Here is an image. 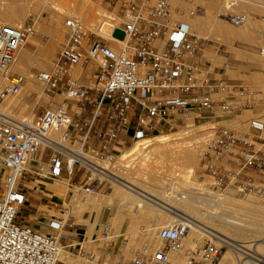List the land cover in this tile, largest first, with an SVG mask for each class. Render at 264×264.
<instances>
[{
  "label": "built area",
  "instance_id": "1",
  "mask_svg": "<svg viewBox=\"0 0 264 264\" xmlns=\"http://www.w3.org/2000/svg\"><path fill=\"white\" fill-rule=\"evenodd\" d=\"M122 7L120 29L126 43L119 49L87 29L80 18L66 19L68 37L52 67L34 72L42 92L59 96L62 102L32 118L4 111L1 103L23 91L25 77L9 69L34 34L37 17L30 14L22 26L0 21V72L7 77L0 89V264H65L63 249L83 256L84 240L74 245L61 239L71 215L65 202L49 201L50 208L63 211L47 216L53 232L38 230L20 218L27 208L25 188L30 181L65 182L73 192L111 189L122 183L118 173L132 159L125 152L129 144L152 130L187 117L236 116L256 106L258 95L249 85L210 80L201 53L208 38L195 34L186 19L173 18L172 0H129ZM223 16L235 26L248 20L244 13ZM115 30L111 37L119 39ZM90 63L97 69L93 84L85 85L75 70ZM263 132L264 119L259 117L250 120L245 134L218 126L203 156L216 191L233 186L239 192L264 195V147L256 142L264 140ZM225 156L235 165L230 170L218 164ZM189 223L181 218L162 226L157 232L160 247L142 246L126 260L121 253L116 264H174L172 254L184 255L183 264H218L228 247L236 256L251 252L242 242L233 244L212 231L203 232V241L185 250ZM109 232L110 223L104 222L101 238ZM102 240L92 242L100 247ZM248 256L255 264H264L263 256ZM85 257L93 263L98 260L94 252Z\"/></svg>",
  "mask_w": 264,
  "mask_h": 264
},
{
  "label": "bare ground",
  "instance_id": "2",
  "mask_svg": "<svg viewBox=\"0 0 264 264\" xmlns=\"http://www.w3.org/2000/svg\"><path fill=\"white\" fill-rule=\"evenodd\" d=\"M17 1L18 0L0 1V18L3 19L5 23H9L10 25L15 24L17 21L20 20L23 11L28 8H31L32 10L39 9V6H37V4L39 3V0H24L25 2L22 4L21 3L18 4ZM208 2H209L208 4L209 6L208 7L206 6V7L209 9V12H208V9H207V12L209 16L211 15L212 16L211 18L214 19L209 24H211L214 30L216 29L220 31L219 32L220 34L222 32V33H226L227 35H236L237 32H240V34L242 33L241 35H244V36L246 35V28H247L246 23L247 22L244 23L246 27L243 26L244 24L236 27L228 23V21L224 22V20L222 23H220L219 18L221 17L219 16L221 14L212 13V10L216 8V5L218 4L219 0H210ZM222 2H223L222 4L224 8L223 6L221 7L218 6L220 11H222L221 12L222 15L226 14L227 13L226 11L230 8H233L234 10L235 9L241 10L240 12L243 13V12H247V10L250 8L256 9L257 12H259L261 11L260 7L264 6V5H261V3L259 4V2L257 1L255 2L257 6L254 8L253 6L254 1L252 2V0H223ZM174 3L175 5L176 3L177 5L181 4V5H178L176 8H174V16H176V18L178 19L179 18L184 19L183 14L187 12H185L186 10L184 11V7H179V6H182V3L179 0H175ZM184 3L185 2H183V5L187 4V3L185 4ZM203 3H206L205 0ZM175 5H173V7ZM186 7H188V5H186ZM190 8L192 9V7ZM92 15L93 14H91V8H90L89 10H86V13L84 14V18L88 20ZM185 15H186L185 17H187V14ZM248 15L249 14H247V16ZM51 17L57 20L58 25L61 24V21H62L61 16L51 14ZM99 17L97 15L96 17L97 20ZM44 18H42V21L44 20ZM96 18L94 17L93 19H96ZM250 18H252V16H248L249 20ZM101 19H102L101 21L96 22L97 23L96 29L98 33H100L104 37H107L115 45L121 44V47H122V44L126 43V39L124 40L123 39H113L111 37V34L115 28L120 29L119 28L120 26L116 22L118 21L116 17L115 18L104 17ZM200 19H197V20L200 21ZM192 20L195 21L194 18ZM198 24H201V23L199 22ZM207 24H208V21H207ZM13 26H16V25H13ZM201 26L197 25L196 27L199 28ZM202 28L203 27H201L200 29ZM59 30L62 31V29L60 28ZM50 52H51L50 49L47 50L46 52H43V53H46V56L43 57L44 59H41L36 56L35 57L32 56L27 51V49L25 50V48H23L22 50L19 51L17 60L10 67L9 69L10 73L12 71V73L19 72L21 74L28 75L29 77L28 86H26L27 87L26 90L24 89V92H26L27 94H30L33 91H38L40 95L42 94V90H41L42 88L40 89L41 85L37 84L36 83L37 80L33 79L34 73H33L32 67L37 66V67L47 69L50 63V58H49ZM263 56L264 54L260 52V55L257 54L256 57L264 61ZM5 81H7V77L0 72V84L4 83ZM38 101L42 102L43 104H47L48 99H46L45 97V100H42L40 99V96H38ZM1 107L4 111H11V112L16 113L17 115H24L26 111H28V113L30 114H33L32 112L33 107L29 109L28 107H23V98L21 97V94L7 98L1 103ZM244 119L245 117H240L236 121L237 123H234L235 121L233 122V120H232V123L239 124L240 122L239 126H241L244 123L243 121ZM164 136L166 135L153 134L149 136V138L147 137L148 139L145 137L144 139L138 140L133 143L132 150L135 155L138 154L139 159L141 158L139 160L140 166L138 167H140L142 171L144 169L142 168V166L144 165L147 166L148 165L147 163L150 161V160L148 161V159L150 158L148 159L146 158H147V154L150 153V151L152 150V148L150 149V151L146 149L152 145L162 146V147L165 146L166 143H168V140ZM198 151H199L198 146L195 143H193V144L184 145L181 151L179 152V154L181 158L184 160L183 163L195 164L200 159ZM133 153L130 156L133 157L134 156ZM179 154L177 153L175 156H179ZM150 155L152 156V154ZM156 158L159 159L160 157H158L157 155ZM161 160L162 159L160 158L159 161L161 162ZM126 165L127 163L124 164L125 166L123 168L124 170L118 173L120 175V178L122 179V183L114 184L115 186L107 195L105 196H96V195L89 196L88 195L86 198V201H84L85 197L83 200V198L77 194L72 197L69 204L66 203L67 206L70 209H73L75 213H82L85 209V206L89 207L91 210V215H90V219L88 223H90V226L93 227L96 222L97 223L99 222V218H100L101 212L104 209V207L113 206V204L116 203V212L109 220L110 228L111 229L115 228L116 230L121 229L123 227V224L126 222V217L128 216L130 226L127 228V231H124V234L122 235H127L135 239L137 238L136 236L139 234H141V236H143V234L144 235L146 234L147 236L148 235L151 236L150 234L157 236L158 234L157 230L163 225H166V224L168 225V222L170 221L172 217L176 219L188 218L191 223H189V228L184 238V241L186 239V242H185L186 244L190 245V243H193V241H199L200 240V239L198 240L199 233L202 234L203 232L212 231L218 237L224 238L226 240H230L233 244H236L237 242H242L245 248H247L248 250H251V252L244 251L245 253L243 254L240 252H237V254H242V256L246 255L245 259L243 258L240 259L241 258L240 255L236 256L232 248L228 247L223 253V255L221 256L220 260L218 261V264H255L254 261H251V258L248 256V254L260 255L264 257V249L262 248L264 246V215L256 214V216L254 217L253 216L246 217L244 215L245 212H248L249 210H254L252 207H254L256 211H258L257 209L260 208L258 213L264 214V200L257 193H249V194H246L243 198L239 199L236 197L235 190L233 189H228L226 192L220 195H217V194L212 193L208 189L209 186L205 187L204 189L202 186L200 188L202 190H205L207 202L211 201V204L207 203L205 200L204 201L205 203L203 204L206 205V209L203 208V212H199V209L196 211L195 204L201 203V200L197 199L195 196L192 195L193 194L192 189H191L192 184L190 185V183L187 182V180L177 181L178 185L184 187V189H182L183 190L182 192L180 191L181 189L177 188L175 181H172L169 179V182L165 183L164 181L160 180L162 179L161 176L159 178H150L148 181H145L144 179H142L141 183H139L138 185L137 184L138 178L136 175V171L138 169H136L135 166L132 167L133 166L132 165L130 166L131 171L128 172L129 170L125 171ZM147 169H149L148 166H147ZM50 181H55V180H52V179L45 180L44 179L41 182H50ZM55 182H61V181H55ZM61 190H62V185L61 186L56 185L54 187H51L50 185L46 186V192L49 195H53V196L62 195L64 197L66 195V192L64 193V191H61ZM214 198H217V199L213 200ZM225 202L226 204H223ZM228 204H230L231 206H229ZM234 206H238V209L236 208L237 210H232L234 209ZM143 232H146V233H143ZM120 233H121V230H120ZM64 251L65 249H63L62 253ZM232 254H234L235 256H232ZM65 255L67 256V254ZM182 257H183L182 254H173L172 261L174 262V264H183Z\"/></svg>",
  "mask_w": 264,
  "mask_h": 264
},
{
  "label": "rangeland",
  "instance_id": "3",
  "mask_svg": "<svg viewBox=\"0 0 264 264\" xmlns=\"http://www.w3.org/2000/svg\"><path fill=\"white\" fill-rule=\"evenodd\" d=\"M0 1H2V0H0ZM128 1L129 0H39V3L37 4V6H39V9L32 10L31 8H28V9L24 10L22 13V16H21L22 19L20 18V20L17 21L13 25L22 26L27 21L28 16L30 14L37 17L38 20L35 24V32L32 36H29L27 38L23 48H25L27 46V44L30 42L31 39L35 38L36 34L42 36V39L40 40L41 43L37 41L36 44H37V46H39L42 43L45 45H50L51 46L50 47V50H51L50 56L51 57H50V63L48 65L47 69H44L41 67H38V69L39 70H48L53 65V60L56 58V54H57L58 49L60 48L61 43L65 42L67 40L68 28L65 24L66 19L78 17L82 20V22L84 23V25L86 26L87 29L95 31V33L97 35L101 36V38L103 37V38L108 39L107 37H104L103 35L98 33V31L96 29L97 28L96 22L101 21L102 20L101 18H104V17H109V18H115L116 17V19L118 20L116 22L121 27L122 26L121 12H122V8H123L122 6L125 2H128ZM182 1L187 3L186 5H188L189 8L186 7V5H183ZM182 1H181L182 6H179V7H184V11L186 10L185 12H187V13H185V12L184 13L187 14V17H188V18L185 17L186 15L184 14V19L186 18L187 21H190L191 26H192V19L195 16H198V14L202 15L205 13V8H204L205 4L201 0H185V1L182 0ZM222 1L223 0H219L218 4L216 5V8H214V10H212V13L213 14H221L220 16L219 15L218 16L227 21V19L222 15V13H221L222 11H220V9H219V7L223 6ZM262 1H264V0L259 1V3H261V5H263ZM24 2H25L24 0H18L17 1L18 4H20V3L22 4ZM172 2H173L172 6L175 5V3H174L175 0H172ZM56 5H57V7H56ZM178 5H181V4H178ZM178 5L176 3V5L173 7V9L176 8ZM190 7H192V9ZM90 8H91V14H93L91 16L92 18L90 17L88 20H86L84 18V14L86 13V10H89ZM223 8H224V6H223ZM261 8H264V7L263 6L260 7V10L262 11ZM191 11H195V13L193 15H191V18H190L189 13ZM240 11L241 10H238V9L234 10L233 8H230L226 12L232 13V14L242 13ZM250 11H252L251 8L248 9L247 12H243V13L249 14ZM261 11L256 12V13H252V16H254V17L257 15L260 16V22L262 25V26H258L256 33H262V29L264 28V22L261 20L262 17L264 16V12H261ZM51 14H55L57 16L62 17L61 24H59V28L62 29V31L60 30L62 35L57 40L54 39V36L51 33L44 31V30L39 28L40 23L42 21V18L45 17L44 19L46 21H49L51 19ZM97 15H98V17L100 16L98 18V20L96 18ZM94 17L96 19H93ZM173 18L175 20H180V18L179 19L176 18V16H174V14H173ZM0 21L5 23V21H3V19H1V18H0ZM246 22L248 23L249 20ZM247 23H246V26H247ZM7 24H9V23H7ZM233 26H235V25H233ZM243 26L246 27L245 24ZM57 28H58V26H57ZM192 29H193L194 33L197 34L198 36L207 37L208 39L215 40L218 44L222 43L220 38L214 37L213 34H210L207 32L206 33H200L193 26H192ZM110 45L114 46L115 48H119L121 46V44L115 45L112 41H110ZM260 46L262 47V49L264 48V44H260ZM43 52L40 53V49H39L36 51H32V53L34 55H32V54L31 55L34 57L36 56L38 58L44 59L43 57L46 56V53H43ZM260 52H261V49L257 52V54L260 55ZM96 69H97V67H96L95 63H90L89 65H87L85 67H77L75 70V74H76L75 76L83 84L92 85L94 82V75H95ZM35 71L36 70L33 69V73ZM11 73H12V71H11ZM14 73H18V74L25 77V80H26L25 85H24L23 91L21 92V97L23 98V107H28V109L33 107L32 108L33 114L28 113V111H26L24 113V115H17L16 113L11 112V111H8L9 113H12L15 116L20 117V118H24V117H28V118L31 117L32 118V117H35L38 114H40L45 108H49L51 106H57L58 104H60L62 102L61 97L49 96V95L43 94V92L41 95L38 91H33L30 94H27L26 92H24V89L26 90V88H27L26 86H28V82H29L28 75L27 74H21L19 72H14ZM33 79H35V77ZM4 83H7V81H5ZM4 83L0 84V89L2 88V85ZM36 83L41 85L38 81H36ZM40 89H41V86H40ZM38 96H40V99H42V100H45V97H46V99H48L47 104H43L42 102L38 101ZM259 98H264V96H261V95L257 96L256 105H258V103L260 102V101H258ZM247 111H249L251 114H250V116L246 117L243 120L244 123L241 126H239L240 122H239V124H234V123H237L236 121L246 111H243L241 114L236 115V116H216L215 118L202 117L200 119H195V120H193L192 117L182 118L181 121L178 123H174L173 125L169 124V125L163 126L161 128H157L155 130H152L150 132V134L147 136L148 138H149V136H151L153 134H162V135H166L164 137H166V139L168 140V143H166V145L163 147L152 145L146 149V150L150 151V149L152 148L150 153H148L149 156H148V154H147V158L145 156L146 159L150 158V159H148V161L149 160L151 161V163H150V161L147 163L148 164L147 166L149 167V169H147V166H145V165L142 166V168H144L143 171L146 173H144L142 171V169L140 167H138V166H140L139 160L141 158L139 159L138 154L135 155L133 153V150H132L133 144H131L132 146H130V144H129V148L127 149L128 151L126 150L125 152H128L127 153L128 157H132V156H130L132 153L134 154V156L132 157L131 161H129L130 162L129 165L128 164H127L128 166L126 165L125 171L129 170L128 172H130L131 171L130 166H132V165H133L132 167L135 166V168L138 169L136 171V175L138 178L137 179L138 185H139V183H141L142 179H144L145 181H148L150 178H159L161 176L162 179H160V180L164 181L165 183H168L169 179L172 181H175L177 188L181 189L180 190L181 192L183 191L182 189H184V187L178 185L177 181H180V180L186 181L187 180V182H189L190 185L192 184L191 185V187H192L191 189L193 192L192 195L195 196L197 199L201 200V203L195 204L196 205V211L199 209V212H203V208L206 209V205H204L203 203H205L204 202L205 200L207 202L205 190H202L200 188L202 186H203V189L205 187L209 186L208 189L212 193L217 194V195H220V194L226 192L228 189H233V190H235L236 197L239 199L243 198L246 194L257 193L264 200L263 194L261 195L260 193H258L256 191L239 192L233 186H228L225 190L216 191V188H214V185H213L214 178L205 169V166L203 163V156L207 150V146H206L207 140L211 136L213 137L215 135V132H216V129L218 128V126H221V125L228 126L230 128L237 129L241 134H245V133H249V122L252 118L259 117V118L264 119V110H262V111L260 110V111H258V113L255 111L251 112V110H247ZM234 117H236V118L239 117V118L238 119L235 118L233 120V122L235 121L234 123H232V121H231V123L233 125L231 123L226 122L227 120L233 119ZM193 143H195L198 146V150H199L198 154L200 156V159L195 164L183 163L184 160L181 158L179 152L181 151V149L184 145L193 144ZM177 153L179 154V156H175ZM150 154H152V156ZM157 155H158V157H160L162 159L161 162L159 161L160 158L159 159L156 158ZM151 158H152V160H151ZM184 164H185V166H184ZM218 164H219V166H221V168L227 169V170H230L232 167L235 166L234 164H232L231 158L229 156H225L223 161L221 163H218ZM36 181L37 182H34V185L30 184V188L29 187L25 188L27 190V200L26 201H27V203H31L35 206H39L40 209L47 211L48 214H50V215H52V214L53 215H55V214L59 215V214H62L63 211H62V208H60V210L57 211V210H54V209L49 208L47 206L39 205V203L41 202V200L43 198L46 199V197H44V195L41 193V190H42L41 187H43V186L50 185L51 187H54L56 185H60V186L62 185L61 191H64V193L66 192V195L64 197V202H66L68 204L74 195L78 194L82 198H84V197L87 198L88 195L89 196H95V195L96 196H105L115 186V185H113L111 189L104 188L103 190H101L98 193H85V192H73V190L68 188V186L65 182H55V181L41 182L42 180H40V181L36 180ZM197 185H198V187H197ZM50 198H47L46 201L47 200L48 201L53 200V201H57V202L63 204V201L61 200V197H59V196L53 197V199H50ZM215 199H217V198H214L213 200H215ZM207 203L211 204V201H208ZM223 204H226V202ZM228 205L231 206L230 204H228ZM31 208H32V210L30 212H28V215H30V220H33L35 222V228L38 230L46 231V232H53V230L48 229L47 223H43L42 224L43 227L39 226L40 223L38 220L39 219L38 215L35 213V210L33 209V207H31ZM110 208H112V209H110ZM236 208L238 209V206H234V209H232V210H237ZM252 208L254 210H249L248 212L244 213V215L246 217H248V216L254 217V216H256V214L264 215V214L258 213L260 208L257 209L258 211H256V209L254 207H252ZM115 209H116L115 206L104 208V210L102 212V217H101V224L98 226V234L96 236H87L84 233H78L79 231H82V232L85 231L87 229V225L83 219L79 220V218L76 215H74V213L71 211L70 220L68 221V224L66 225V228L64 229V232L61 233V239L64 243H74V241H76V240H80V239L83 240L84 239V245H83L84 249L82 251L83 256H73L69 253L68 250L67 251L65 250L61 255V260L64 261L66 259L64 261L65 263L67 262L66 264H75L76 262H79L80 264H93V262H91L89 259H87V257H85V258H82V257L89 254V252H94L96 254V259L99 260V261L97 260V262L95 261L96 264H116L117 261L120 259L121 253L125 254V255H123L124 259L125 258L129 259L132 257L134 252L138 248H141L142 246L148 245L151 248H157V247L161 246V241L158 237V234H157V236L152 235V234H150L151 236H149V235L147 236L146 234H145L146 236L144 234H143V236H141V234H139L136 236L137 237L136 239L132 238L130 236H127V235H122V234H124V231H127V228L130 226L128 216L126 217V222L123 224V227L121 229L116 230L115 228H113V229L110 228V232H109L110 235L107 238H103V237L101 238V235H103L102 234V224L104 222L110 223V221H109L110 217L113 215ZM25 210H27V209L22 210L19 215H21V216L24 215L23 212H25ZM87 215H88V213L85 212L83 214V217H86ZM20 218L23 219V217H20ZM174 220H176V218L172 217L170 219V221L168 222V224ZM163 226H165V225H163ZM120 230H121V233H120ZM143 233H146V232H143ZM202 236L203 235L201 233H199L198 234V240L199 239L200 240L199 241H193V243H190V245L185 243L186 242V239H185V241H184L185 250L192 247L195 244V242H196V244H199L201 240L203 241ZM141 237H143V238H141ZM96 238L103 239L102 241L99 242L100 247L96 246L95 243L92 242V240H94ZM262 248L264 249V246ZM73 251H76V250L74 249ZM74 253L77 254V252H74ZM65 254H67V256ZM237 255L238 256L240 255V257H241L240 259L243 258L242 254H237ZM172 256H173V254H172ZM232 256H235V255L232 254ZM234 260H235V258H234ZM183 261H184V255L182 257V262Z\"/></svg>",
  "mask_w": 264,
  "mask_h": 264
},
{
  "label": "crops",
  "instance_id": "4",
  "mask_svg": "<svg viewBox=\"0 0 264 264\" xmlns=\"http://www.w3.org/2000/svg\"><path fill=\"white\" fill-rule=\"evenodd\" d=\"M179 1L181 2L182 0H179ZM208 1H210V0H205L206 3H204L205 4V7H204L205 13L202 15L198 14L199 17L198 16L194 17L195 21L192 20V26L198 32H200V33H202V32L203 33H206V32L209 33L210 32V34H213L214 37H216V36L219 37L220 40L222 41V43L218 44L215 40L208 39V40L204 41L202 44L201 53L205 58V61H206L205 67H206V71L208 72V76H209L210 80L225 79V80L232 82V83L247 84L251 87V89H253V90L255 89L254 91L258 96H260V95L264 96V61L260 60L258 57H256L257 52L260 49H262L260 44H264V28L262 29V33H256L258 26H262L261 22H260V16H258V15L255 17L252 16V13H256L257 10L252 9V11H250L251 13L249 12V16H252V18H250V20L248 19L250 22L248 23L247 28H246V35H245L246 37L244 35H241L242 33L240 34V32H237L238 35L237 34L236 35H227L226 33H222V32L220 34L219 33L220 31H218L216 29L214 30V28H212L211 24H209L214 19L211 18L212 16L211 15L209 16V14H208V12H209V9L207 8L209 6ZM257 1L259 2L261 0H252V2L254 3V5H253L254 8L257 6L255 4V2H257ZM202 2H204V0ZM262 4L264 5V1H262ZM207 9H208V12H207ZM261 9H262L261 12H264V8H261ZM196 18L197 19L201 18L202 21H201V19L199 21ZM207 18H208V20H207ZM219 19H220L219 20L220 23H222L224 20L223 18H219ZM203 21L206 24H204ZM207 21H208V24H207ZM225 21L226 20H224V22ZM188 22H190V21H188ZM193 22H194V24H193ZM199 22L201 24H198ZM189 24H190V27L192 28L191 23H189ZM197 25H200V26L202 25L201 27H203L202 28L203 30L200 29L201 27H199V28L196 27ZM57 26H58V28H57ZM39 28L44 30V31L51 33L54 36L55 40L59 39L60 36L62 35L60 30H59V25L57 23V20L52 18V17L49 21H46L45 19L43 21H41ZM250 38H252V39H250ZM41 39H42V36L36 34L35 38L31 39L30 42L27 44V46L25 47V50L27 49V51L32 55H34L32 53V51H36V50L40 49V53H41L43 51L46 52L47 50H49L51 47L50 45H45L42 43L39 46H37L36 42L38 41L41 43V41H40ZM50 57L51 56L49 55V58ZM33 69L36 71L39 70L37 66H33L32 70ZM258 101H260V102L253 109H251V112L255 111L258 113V111L264 110V98H259ZM250 114L251 113L249 111H246L240 117L246 118V117L250 116ZM235 118L236 117H234L233 119H229L226 122L231 123V121L234 120ZM262 136L264 138V132L262 133ZM256 142L259 145L262 144L264 147V140H257ZM34 182H37V181L32 180L27 184V186L30 188V184L34 185ZM46 186L41 187V189H42L41 193L44 195V197H46V199L49 197H52V199H53V197H56L53 195H49L46 192ZM59 196H61V199H63L62 201L64 202L65 196L64 197L62 195H59ZM43 199L41 200L39 205L47 206L50 208L49 201L48 200L46 201V199H44V200ZM83 200H84V198H83ZM84 201H86V198ZM113 206L116 207V203H114ZM31 207H33V209L35 210V213L38 215V218H39L38 220L40 223L39 226L43 227L42 224L47 223V216L50 214H48L47 211L40 209L39 206H35L31 203H27V208H26L27 210H25V212H23L24 215H22V216L20 215V217H23L22 220L24 222H26L27 224H29L35 228V222L33 220H30V215H28V212H30L32 210ZM107 207H112V206H107ZM107 207H104V208H107ZM110 209H112V208H110ZM70 210L74 213V215L79 217V220H82L84 218L83 220L85 221V223L87 225V229L85 231H83V232L79 231L78 233H84L87 236H96L98 234V226L101 224V217H102V212L104 209L101 212L99 222L98 223L96 222L93 227L90 226V223H88V221L90 219V215H91V210L89 207L85 206V209L82 213H75L73 209L69 208V212H71ZM85 212L88 213L89 216L87 215L86 217H83V214ZM115 212H116V209H115L113 215L115 214ZM61 232H64V230H62ZM80 241H82V240L81 239L76 240L72 244L78 245V243ZM93 264H95V262Z\"/></svg>",
  "mask_w": 264,
  "mask_h": 264
},
{
  "label": "water",
  "instance_id": "5",
  "mask_svg": "<svg viewBox=\"0 0 264 264\" xmlns=\"http://www.w3.org/2000/svg\"><path fill=\"white\" fill-rule=\"evenodd\" d=\"M113 35L119 39H124L125 36L124 31H122L121 29H116Z\"/></svg>",
  "mask_w": 264,
  "mask_h": 264
}]
</instances>
